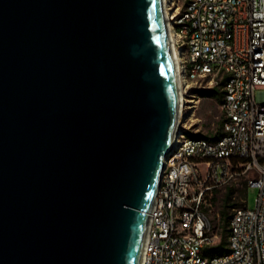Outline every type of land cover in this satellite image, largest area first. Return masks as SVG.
Here are the masks:
<instances>
[{
  "label": "water",
  "instance_id": "obj_1",
  "mask_svg": "<svg viewBox=\"0 0 264 264\" xmlns=\"http://www.w3.org/2000/svg\"><path fill=\"white\" fill-rule=\"evenodd\" d=\"M175 73L162 0H0V264H139Z\"/></svg>",
  "mask_w": 264,
  "mask_h": 264
},
{
  "label": "built area",
  "instance_id": "obj_2",
  "mask_svg": "<svg viewBox=\"0 0 264 264\" xmlns=\"http://www.w3.org/2000/svg\"><path fill=\"white\" fill-rule=\"evenodd\" d=\"M182 114L222 92L221 136L198 137L178 119L145 232L143 264H264V0H165ZM174 62V63H175ZM195 137H185V134ZM258 195L233 209L224 255L204 257L218 234L215 192L237 179Z\"/></svg>",
  "mask_w": 264,
  "mask_h": 264
},
{
  "label": "rangeland",
  "instance_id": "obj_3",
  "mask_svg": "<svg viewBox=\"0 0 264 264\" xmlns=\"http://www.w3.org/2000/svg\"><path fill=\"white\" fill-rule=\"evenodd\" d=\"M184 0H180V4ZM185 116L182 119V122L185 121V128L197 135H210L216 132L218 122L221 118L220 103L215 101L213 98L205 96L200 101L199 105L194 111H187ZM185 137H195L194 135L185 134ZM244 180L237 179L231 184L221 187L216 191L214 204L211 206L210 211L208 212V217L212 223V227L215 232L219 233L221 228V219L220 212L222 210V203L225 194L229 191H233V196L228 203L237 204L242 207V199L238 196V192L244 188ZM258 195V190L256 188L247 187L244 193V201L247 210H253L255 207L256 198ZM237 209V208H235ZM233 209L228 210V213L231 214ZM219 239V238H218ZM218 242V240H216Z\"/></svg>",
  "mask_w": 264,
  "mask_h": 264
},
{
  "label": "trees",
  "instance_id": "obj_4",
  "mask_svg": "<svg viewBox=\"0 0 264 264\" xmlns=\"http://www.w3.org/2000/svg\"><path fill=\"white\" fill-rule=\"evenodd\" d=\"M207 97L213 98L215 101L221 104L222 102V92H220L219 89H213L207 92ZM190 134V133H189ZM192 135V134H190ZM198 137L204 138L208 141H214L215 139L219 138L221 136V120L218 122V126L216 129V132L214 134L210 135H197ZM244 188L241 189L238 193V196L240 199L244 200V193L247 188L246 182H243ZM215 195L214 194L213 200H212V205L214 204L215 201ZM233 196V191L229 190L223 199L222 203V210L220 212V219H221V228L218 234V242L215 244L208 246L204 249L203 256L204 257H213V256H220L224 255L228 252L227 250V237H228V230H227V225H228V220L230 218V214L228 213V210L230 209H235L239 208L237 204H231L228 203L231 197ZM241 208V207H240Z\"/></svg>",
  "mask_w": 264,
  "mask_h": 264
},
{
  "label": "bare ground",
  "instance_id": "obj_5",
  "mask_svg": "<svg viewBox=\"0 0 264 264\" xmlns=\"http://www.w3.org/2000/svg\"><path fill=\"white\" fill-rule=\"evenodd\" d=\"M162 6H163V14H164V25H165V29H166V33H167V36H168L170 45L172 47L173 46L172 44H173L174 40H173L172 32L170 30V25H169V23L167 21V20H169V17H168L167 3H166L165 0H162ZM175 60H176V57L174 58V62H175ZM175 64H176V62H175ZM175 74H176L175 77H176L177 88H179L180 82H179V80L177 78V71H176ZM179 102L182 104V106H181V110H182L181 113L183 114L185 112V110H187V109L184 108L185 107L184 106L185 99H183L181 97L179 99ZM178 119H180V120L183 119L182 115H181V117L179 116ZM176 141H177V139L175 138V134H174V137L172 139V146L176 143ZM147 223H148V216H147V219H146V225H147ZM139 264H143V251H141V255H140V259H139Z\"/></svg>",
  "mask_w": 264,
  "mask_h": 264
}]
</instances>
